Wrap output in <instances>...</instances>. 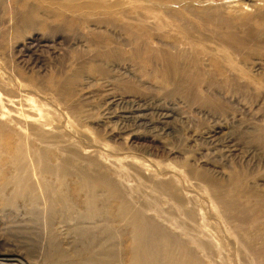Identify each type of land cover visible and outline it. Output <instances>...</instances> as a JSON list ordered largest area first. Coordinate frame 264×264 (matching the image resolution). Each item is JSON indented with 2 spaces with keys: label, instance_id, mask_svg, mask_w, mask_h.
<instances>
[{
  "label": "rangeland",
  "instance_id": "374dc122",
  "mask_svg": "<svg viewBox=\"0 0 264 264\" xmlns=\"http://www.w3.org/2000/svg\"><path fill=\"white\" fill-rule=\"evenodd\" d=\"M263 162L264 0H0V264H264Z\"/></svg>",
  "mask_w": 264,
  "mask_h": 264
},
{
  "label": "bare ground",
  "instance_id": "6f19581e",
  "mask_svg": "<svg viewBox=\"0 0 264 264\" xmlns=\"http://www.w3.org/2000/svg\"><path fill=\"white\" fill-rule=\"evenodd\" d=\"M69 9V7H68ZM72 9V8H71ZM76 9V8H75ZM71 11V10H70ZM63 11H59V10H54L53 11V17L58 19V20H67L65 19V14L62 13ZM76 12V11H74ZM72 13V12H71ZM44 15V13H43ZM30 16V15H29ZM80 18V17H79ZM31 21V20H30ZM29 25V24H28ZM123 29V28H122ZM147 30V29H146ZM99 32H101L99 30ZM107 34V33H106ZM115 34V33H114ZM107 36V37H106ZM106 39H108L109 41L112 40L110 35H106ZM114 39V38H113ZM105 40V39H104ZM134 40V39H133ZM167 59V58H166ZM171 59H169L170 61ZM174 61V60H173ZM168 62V61H167ZM165 62V63H167ZM175 62V61H174ZM169 64V63H168ZM167 65V64H165ZM169 68H162L160 69V73H161V77L162 78H166L169 79L172 76H176L178 74V72L180 71L179 66H175L172 62L170 63V66H168ZM177 78V77H176ZM9 103L8 105H10V110L9 113L13 115V120H15L16 122L20 123L21 125L24 123H32L33 125H35V128L37 130H39L42 133H46V134H54L56 132H54V130H52L50 127H48L46 124H44L43 122H41V115L40 112L38 113V110L35 108L36 106H34V104H32L31 102H29L27 99H25L24 97H16L15 99H11V100H7ZM4 111V110H2ZM6 114V111H4ZM8 113V112H7ZM263 139V138H262ZM253 148V147H252ZM251 149V148H250ZM256 149V147H255ZM252 150V149H251ZM249 151V150H248ZM252 153V152H251ZM248 155V154H247ZM264 163V162H263ZM1 170L5 171V167L4 165H2ZM149 233L148 231H144L140 234L139 236V240L143 243L147 245L146 242H148V236ZM52 249V246L49 247L48 250V259L52 258V255L50 254V251ZM145 249H150V248H145ZM142 259V258H140ZM9 263V262H8Z\"/></svg>",
  "mask_w": 264,
  "mask_h": 264
}]
</instances>
